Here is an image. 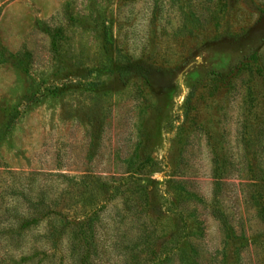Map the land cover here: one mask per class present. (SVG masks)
I'll list each match as a JSON object with an SVG mask.
<instances>
[{
  "label": "rangeland",
  "instance_id": "374dc122",
  "mask_svg": "<svg viewBox=\"0 0 264 264\" xmlns=\"http://www.w3.org/2000/svg\"><path fill=\"white\" fill-rule=\"evenodd\" d=\"M0 264H264V0H0Z\"/></svg>",
  "mask_w": 264,
  "mask_h": 264
},
{
  "label": "trees",
  "instance_id": "16d2710c",
  "mask_svg": "<svg viewBox=\"0 0 264 264\" xmlns=\"http://www.w3.org/2000/svg\"><path fill=\"white\" fill-rule=\"evenodd\" d=\"M92 245H93V244H91V245L89 246L90 249H91ZM104 246H105V245H103V246H102V245H98V246L95 245V246H93V248L91 249V252H92V250H93V253H91V255H94V258L96 257V258L99 259V258L103 255V250L106 248V247H104ZM82 249H83V248H82ZM101 250H102V252H101ZM105 250H106V249H105ZM76 255H77V256H76V259H75V260H76L77 262H79V259L81 258V254H80V252H79V251H76ZM58 257L62 259V256H59V255H58ZM56 260L59 261L58 259H56ZM56 260H55V262H57Z\"/></svg>",
  "mask_w": 264,
  "mask_h": 264
}]
</instances>
